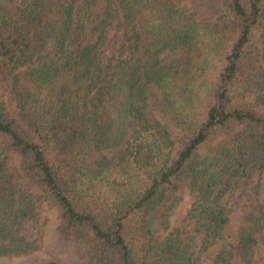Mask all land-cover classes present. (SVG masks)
<instances>
[{"label": "trees", "instance_id": "16d2710c", "mask_svg": "<svg viewBox=\"0 0 264 264\" xmlns=\"http://www.w3.org/2000/svg\"><path fill=\"white\" fill-rule=\"evenodd\" d=\"M219 1L201 21L184 0H0V257L40 250L26 229L46 203L86 264H200L225 239L223 199L264 175V0ZM179 189L188 232L157 238ZM263 231L264 201L210 264H251Z\"/></svg>", "mask_w": 264, "mask_h": 264}, {"label": "rangeland", "instance_id": "374dc122", "mask_svg": "<svg viewBox=\"0 0 264 264\" xmlns=\"http://www.w3.org/2000/svg\"><path fill=\"white\" fill-rule=\"evenodd\" d=\"M196 13L201 21H212L218 17L222 11V4L219 0H184ZM101 8L98 6L95 10V17L98 16ZM121 37L115 33L107 48V54L110 59H115L119 54ZM181 53L178 51L164 55V62L167 64L171 60L180 58ZM0 99H4L11 109L14 104L11 100L9 91L5 84L0 81ZM264 115V108L259 110ZM150 116L167 124L164 120L160 109L154 107L150 110ZM18 158L14 154L9 155V171L14 181L25 191L37 194V188L25 179L17 169ZM252 182H260L257 192L253 190ZM175 196L179 199L173 207L172 214L168 219V229L162 227V217L167 212L170 201L166 202L162 207L153 213V219L157 223V238L164 237L169 231L181 228L187 231L184 221L185 211L191 201V194L186 189H179ZM264 201V175L255 173L250 182L240 187L234 194L227 195L223 199V203L230 211V221L225 230V239L218 245L209 249L201 256L200 264H210V259L221 248L226 247L233 250L236 241L238 226L242 218L250 213L257 211L259 205ZM188 232V231H187ZM26 234L30 238H38L41 248L39 251L20 257H0V264H48L49 261L55 260L61 264H86L85 252L81 244H79L72 235H65L60 227L59 215L57 209L46 203L40 212V226L36 229L29 227ZM234 264H239L237 261ZM251 264H264V231L259 235L256 249L251 259Z\"/></svg>", "mask_w": 264, "mask_h": 264}]
</instances>
